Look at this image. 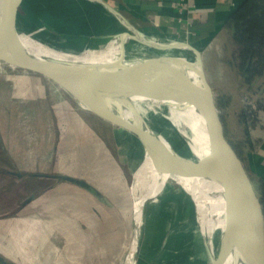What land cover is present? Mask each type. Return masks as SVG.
I'll use <instances>...</instances> for the list:
<instances>
[{
  "label": "rangeland",
  "instance_id": "374dc122",
  "mask_svg": "<svg viewBox=\"0 0 264 264\" xmlns=\"http://www.w3.org/2000/svg\"><path fill=\"white\" fill-rule=\"evenodd\" d=\"M65 4L69 7L68 11L64 10ZM72 5L70 0H57L58 38L54 43L56 49L75 58L92 54L101 56L113 47H119L121 50V41L116 38L119 35L114 36L115 38L106 44L92 45L89 36L86 35L88 34L86 29L78 28L83 26L82 21H79L80 16L70 13L71 8L77 10L79 5ZM100 33L99 31L93 36ZM147 38L152 42L140 43L128 36L123 39L125 62L129 64L157 58L180 59L194 62L198 69L197 57L200 56L206 79L217 97L228 139L256 183L248 164L247 155L251 146L247 143L251 139L256 143L259 132L264 131V81L256 84L253 93H249L243 87L241 77L229 66L233 47L230 49L224 38L214 43L209 41L202 44L197 41L191 44L186 39H176L174 42L161 36ZM157 41L166 42L168 45L160 47ZM182 45L188 49H180ZM184 64L186 63H179L181 67ZM6 68L8 67L0 64V192L16 182L15 177L6 178L3 174L5 171L22 172L25 169L46 173L56 171L87 178L100 190L111 195L115 203L114 212L116 211L120 218L111 222L109 217L108 247L104 248L103 242L100 244L99 247L105 250L98 264H129L127 258L133 242V228L131 229L129 222V212L133 203L130 189L132 186L135 187V200L138 201L147 185L145 183L142 187L140 183L139 187L135 180L145 158L143 146L136 138L124 135L91 115L64 111L63 106L45 96L37 94L38 98L34 100L27 98L28 95L23 98V90L20 89L26 85L19 82V76L15 72ZM220 104L227 106L223 110ZM140 106L145 111L144 116L149 126L176 144L174 140L179 133L169 116V108L146 102ZM244 111H247L248 115L246 125L248 129L241 120ZM89 133L96 137L94 143H91ZM197 192H200L199 189ZM199 194L205 205H199L197 197L190 195L182 184L165 180L158 195L149 200L143 209L144 218L139 228L138 264H211L207 254L210 239L212 250L215 256H218L224 229L223 222L218 215H211L208 210L210 203L208 198L204 193ZM63 195L56 193L54 197L61 199ZM204 210H207L208 214L204 213ZM91 223L94 227L96 222ZM66 225L70 227L69 223ZM71 227L75 232L72 242L81 238L84 240L81 228L74 226V223ZM20 231L26 232L25 237H21L22 246L29 249L26 259L28 264H32L33 258L41 257L38 252L39 243L31 237L26 225H20ZM207 231L211 233L209 239L205 235ZM56 241L60 251L66 249L65 242L60 243L58 235ZM69 249L71 252L66 254L67 259L79 263L73 259L75 258V253L71 250L73 248Z\"/></svg>",
  "mask_w": 264,
  "mask_h": 264
},
{
  "label": "water",
  "instance_id": "95a60500",
  "mask_svg": "<svg viewBox=\"0 0 264 264\" xmlns=\"http://www.w3.org/2000/svg\"><path fill=\"white\" fill-rule=\"evenodd\" d=\"M31 2L0 0V64L15 71L40 95L65 108L96 117L132 135L151 155L158 171L167 172L185 181L210 178L225 185V222L221 248L218 256H215L211 239L209 240L207 254L210 263L221 264L231 252V243L234 242L249 263L264 264L262 197L249 170L228 139L226 124L217 97L206 79L202 58L197 57L199 82L193 81L182 69L184 67L179 63L184 61L180 59L173 62L171 59L157 58L128 64L124 60L126 51L123 39L128 36L140 43L147 42L140 39L144 35L131 26L128 27L131 33L116 37L121 41V55L113 64L91 66L89 70H83L65 60L37 57L26 48L24 37L54 53H63L54 47L51 28L42 18L47 14L48 0L34 6ZM118 16L125 21L120 14ZM185 65L192 66L189 63L183 66ZM129 97H142L166 107L170 104L195 106L203 115L208 129L210 154L203 159L197 158L179 131L174 140L176 144L171 143L149 126L144 116L145 111L140 106L143 110L140 115L129 102ZM113 102L131 107L135 112V119L127 120L117 114L112 109ZM54 178H61L102 198V195L84 180L71 177ZM31 199L19 204L14 212ZM151 199L145 200L143 206ZM138 253L139 243L135 264Z\"/></svg>",
  "mask_w": 264,
  "mask_h": 264
},
{
  "label": "crops",
  "instance_id": "0c3cea01",
  "mask_svg": "<svg viewBox=\"0 0 264 264\" xmlns=\"http://www.w3.org/2000/svg\"><path fill=\"white\" fill-rule=\"evenodd\" d=\"M31 1L33 6L35 4L39 5L41 1L43 2V0ZM243 1L70 0L71 6H73L72 4H78L79 7L77 10L71 8L72 12H69L80 16H78L79 21H82L83 26H78V28L81 30L86 29V33H88L86 35L89 36L88 39L92 45L106 44L107 41L115 38L114 36L131 33L129 26L146 37L161 36L169 41L174 40V42H176V39H186L191 44H193V41L202 44L209 43V41L214 43L221 40V38L226 39V22L232 12ZM47 4L48 9L46 12L48 15H44L42 18L44 23L50 26L51 37L56 43L58 38L56 34L57 0H48ZM67 8L69 7L65 4L64 10L68 11ZM118 14L125 21L121 20ZM99 31L101 32L99 35L93 36ZM20 81L26 85L20 89V91L23 90V98H26L27 95L29 99L38 98L37 94L39 93L19 76ZM63 110L78 113L74 110H67L65 107ZM94 118L104 123L98 118ZM114 129L124 133V135H130L117 128ZM259 133L256 143L253 139L249 140L251 150L247 156L250 171L256 180L257 191L262 196L264 192V131ZM88 137L91 143L95 142V136L89 133ZM3 174L6 178L15 177L16 182L10 187H4L5 190L0 192V264H28L26 258L29 249L23 248L21 239V237H25L26 232H19L20 225L27 226L31 232V237L36 239L40 246L38 252L41 257L33 258L32 264L99 263L105 250L99 247L100 244L103 242V244L105 243L104 248L108 247L109 217L112 220L111 222L120 220L118 213L114 212L115 203L110 194L100 190L96 184L91 183L85 177L56 173V171L46 173L25 169L22 172L5 171ZM54 177H71L84 180L93 186L102 195V198L61 178L56 179ZM133 189L132 186L130 196L133 203L129 212L131 229L133 228V212L136 204ZM56 193H63V198H55ZM29 198L32 199L14 212L19 204ZM28 221L29 223H27ZM90 221L96 222L94 227H92L94 224ZM68 223L70 227H67L66 224ZM73 223L77 228H81L80 231L84 236V240L81 238L72 242V239L75 238V232L71 227ZM33 227H36L37 230ZM75 231L77 230L75 229ZM57 235L60 238V243L64 244L65 242V247L68 250L63 249L60 251L56 241ZM84 243L86 246H84ZM69 248H73L71 249L75 253L73 259L79 261V263H73L67 259L66 254L71 252ZM85 253L88 255L84 256ZM42 254L45 256H42Z\"/></svg>",
  "mask_w": 264,
  "mask_h": 264
},
{
  "label": "bare ground",
  "instance_id": "6f19581e",
  "mask_svg": "<svg viewBox=\"0 0 264 264\" xmlns=\"http://www.w3.org/2000/svg\"><path fill=\"white\" fill-rule=\"evenodd\" d=\"M143 37L144 36L140 37V39L145 40L147 42H152L150 39H146L147 37L146 38ZM23 41L29 52L36 55L37 57H41V58L48 57L57 60L59 59L65 60L70 62L73 66L82 68L83 70H89L91 66H98V65L104 66V65L113 64L120 59V55H121V50H119V47H113L108 52H105L103 54L100 53L101 56H99L98 54H92L86 57L75 58L66 54L54 53L51 50L44 48L40 44L33 42L26 37L23 38ZM156 43L160 47H166L168 45L166 42L163 41H157ZM180 49L187 50L188 47L182 45ZM171 60H173V62L176 61L175 59H171ZM142 61H146V60H142ZM184 62L192 64V66L188 67L187 65H185L187 67L185 68L183 66L184 68L182 69H184V71L193 81L199 82L200 81L199 69H197L195 63L188 60H184ZM128 100L140 115L143 113V110L140 108L141 103L146 102V103L163 106V104L161 103L149 101L142 97H129ZM111 106L112 109L117 114L123 116L125 119L127 120L135 119V112H133V109L128 105L119 102H113ZM168 108L170 110L169 116H171L173 123L177 126L179 133H181L186 138L195 156L199 159H203L206 156H208L210 154V148L208 143V129L201 112L191 104H170ZM144 152H145L144 162L141 166V169L137 171L138 173L135 176V180L138 186L140 185V183L142 187L143 184L145 183H147V185L146 188L144 189L142 188L143 189L142 195L139 198V200L136 201L135 210L133 212L134 232H133V242L129 250V258H127L129 264H135V255L137 253L138 243H139V228L142 223V218H144L143 203L145 200L156 197L163 183L167 179L182 184L190 193V195L192 194L195 197H197L196 199L197 201L199 200L198 201L199 205L201 204L205 205L204 201L201 199L200 196L201 194H199V193H204L205 196L208 198L207 200H209L210 202L208 210L211 213V215L215 214L221 217V220L223 222L222 223L223 227L225 222L224 220L225 202L223 198V190L225 188V185L219 184L210 178H203L195 181H185L167 172H160L155 168L151 155H149L146 152V150ZM198 189L200 192H197ZM133 190L135 191V187ZM203 212L208 214L207 210H204ZM203 212L200 211V214L203 215ZM205 235L207 239L211 237V233L209 231L205 232ZM231 244H232L231 252L228 253V255H226V259L221 264H251L243 258L240 247L234 242H232ZM244 250L247 251V248L244 247Z\"/></svg>",
  "mask_w": 264,
  "mask_h": 264
},
{
  "label": "trees",
  "instance_id": "16d2710c",
  "mask_svg": "<svg viewBox=\"0 0 264 264\" xmlns=\"http://www.w3.org/2000/svg\"><path fill=\"white\" fill-rule=\"evenodd\" d=\"M225 30L226 44L233 47L229 66L241 77L243 87L253 93L256 84L264 81V0H244L230 15ZM226 106L220 104L223 110ZM246 112L241 117L245 126ZM261 197L264 205V192Z\"/></svg>",
  "mask_w": 264,
  "mask_h": 264
},
{
  "label": "built area",
  "instance_id": "2783aa9c",
  "mask_svg": "<svg viewBox=\"0 0 264 264\" xmlns=\"http://www.w3.org/2000/svg\"><path fill=\"white\" fill-rule=\"evenodd\" d=\"M182 2L184 1V0H181Z\"/></svg>",
  "mask_w": 264,
  "mask_h": 264
}]
</instances>
